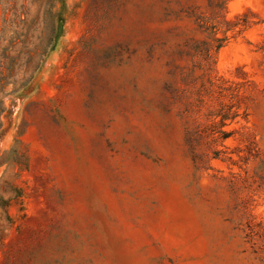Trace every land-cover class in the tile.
Returning <instances> with one entry per match:
<instances>
[{
  "label": "rangeland",
  "instance_id": "rangeland-1",
  "mask_svg": "<svg viewBox=\"0 0 264 264\" xmlns=\"http://www.w3.org/2000/svg\"><path fill=\"white\" fill-rule=\"evenodd\" d=\"M0 264H264V0H0Z\"/></svg>",
  "mask_w": 264,
  "mask_h": 264
}]
</instances>
